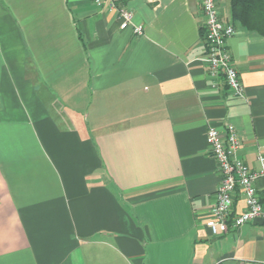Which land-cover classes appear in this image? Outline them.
I'll return each instance as SVG.
<instances>
[{
  "label": "crops",
  "instance_id": "crops-1",
  "mask_svg": "<svg viewBox=\"0 0 264 264\" xmlns=\"http://www.w3.org/2000/svg\"><path fill=\"white\" fill-rule=\"evenodd\" d=\"M114 1L140 35L108 0H0V264L264 259L263 221L205 224L207 127L232 124L250 166L264 153V36L227 40L239 97L203 60L200 0Z\"/></svg>",
  "mask_w": 264,
  "mask_h": 264
},
{
  "label": "built area",
  "instance_id": "built-area-1",
  "mask_svg": "<svg viewBox=\"0 0 264 264\" xmlns=\"http://www.w3.org/2000/svg\"><path fill=\"white\" fill-rule=\"evenodd\" d=\"M94 1L99 5L104 0ZM108 1L117 12L119 26H130L134 34L140 35L143 27L133 22V12L125 6L116 5L114 0ZM200 7L204 15L203 60L208 71L212 76L221 74L233 95L242 97L243 85L227 48V40L235 31L234 25L230 21L221 20L216 0H200ZM206 140L210 153L217 162L220 176L214 204L205 220L206 226L213 235H218L231 228L238 229L249 221L264 222V153L258 151L254 166L239 158L236 152L241 142L232 124H227L223 131L209 125ZM239 198L243 205L237 210L236 202ZM253 264H264V259H256Z\"/></svg>",
  "mask_w": 264,
  "mask_h": 264
},
{
  "label": "trees",
  "instance_id": "trees-1",
  "mask_svg": "<svg viewBox=\"0 0 264 264\" xmlns=\"http://www.w3.org/2000/svg\"><path fill=\"white\" fill-rule=\"evenodd\" d=\"M228 5L233 25L264 36V0H228Z\"/></svg>",
  "mask_w": 264,
  "mask_h": 264
},
{
  "label": "rangeland",
  "instance_id": "rangeland-1",
  "mask_svg": "<svg viewBox=\"0 0 264 264\" xmlns=\"http://www.w3.org/2000/svg\"><path fill=\"white\" fill-rule=\"evenodd\" d=\"M216 6H217V3H216ZM220 6H227V8H226V10H228L229 9V5H228V2L226 1H222L221 2V5ZM224 8H222V10H223Z\"/></svg>",
  "mask_w": 264,
  "mask_h": 264
}]
</instances>
